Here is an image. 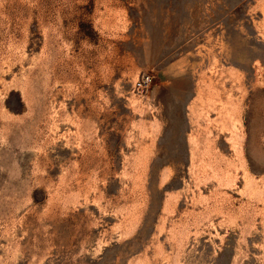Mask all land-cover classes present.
<instances>
[{
  "label": "rangeland",
  "instance_id": "1",
  "mask_svg": "<svg viewBox=\"0 0 264 264\" xmlns=\"http://www.w3.org/2000/svg\"><path fill=\"white\" fill-rule=\"evenodd\" d=\"M0 264H264V0H0Z\"/></svg>",
  "mask_w": 264,
  "mask_h": 264
},
{
  "label": "built area",
  "instance_id": "2",
  "mask_svg": "<svg viewBox=\"0 0 264 264\" xmlns=\"http://www.w3.org/2000/svg\"><path fill=\"white\" fill-rule=\"evenodd\" d=\"M154 74L151 72H143L140 74L132 84V91L138 97L146 96L153 85Z\"/></svg>",
  "mask_w": 264,
  "mask_h": 264
}]
</instances>
